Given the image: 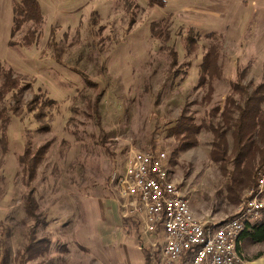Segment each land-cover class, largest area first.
Segmentation results:
<instances>
[{
	"label": "rangeland",
	"instance_id": "obj_1",
	"mask_svg": "<svg viewBox=\"0 0 264 264\" xmlns=\"http://www.w3.org/2000/svg\"><path fill=\"white\" fill-rule=\"evenodd\" d=\"M15 1L0 0V264H166L160 232L123 216L119 184L138 150L166 151L198 219L234 215L255 182L228 190L233 165L209 126L230 159L219 112L238 76L264 82V0H37L30 46L31 23L10 36ZM206 53L216 71L199 84ZM241 252L264 264V242Z\"/></svg>",
	"mask_w": 264,
	"mask_h": 264
},
{
	"label": "built area",
	"instance_id": "obj_2",
	"mask_svg": "<svg viewBox=\"0 0 264 264\" xmlns=\"http://www.w3.org/2000/svg\"><path fill=\"white\" fill-rule=\"evenodd\" d=\"M121 197L128 199L124 217L139 219L143 231L163 230L161 252L166 264H243L238 239L246 223L264 210V167L257 171L255 187L247 192L232 217L208 223L198 219L189 198L170 172L165 150L134 151L120 181Z\"/></svg>",
	"mask_w": 264,
	"mask_h": 264
},
{
	"label": "trees",
	"instance_id": "obj_3",
	"mask_svg": "<svg viewBox=\"0 0 264 264\" xmlns=\"http://www.w3.org/2000/svg\"><path fill=\"white\" fill-rule=\"evenodd\" d=\"M150 5L165 6V0H148ZM12 27L10 36L13 37L16 32L21 30L24 24L31 23L35 26L33 29L27 30L22 38L23 45L30 46L37 40V27L43 20L42 10L37 0H16L13 3L12 10ZM11 45L12 42L9 41ZM214 57L211 53H206L201 64V74L199 84L205 81L207 76L215 74L216 66L212 62ZM213 63V64H212ZM242 76H238L237 80L231 84L232 95H228L225 99L224 106L219 112V117L227 129H232L233 144L230 151V159L228 158L227 144L220 132L221 127L210 125L214 134L213 147L216 153L221 152L222 161H230L233 170L230 176V186L228 190L236 193L240 187L249 186L256 182L257 171L264 167V82L255 87L242 85ZM11 79L5 75V82ZM7 87H0V96L8 91ZM209 88V94L211 93ZM234 94V95H233ZM235 94L237 97H235ZM219 108H214L212 114L217 115ZM216 113V114H215ZM7 121V119H4ZM182 124V123H181ZM180 130L176 134H183V137L190 136V128L181 125ZM217 161L216 155L213 156ZM259 167L256 169V164ZM26 213L29 216L34 214V202L30 196L27 198ZM262 243L264 242V210L259 219L246 223L238 239V249L241 250L245 242Z\"/></svg>",
	"mask_w": 264,
	"mask_h": 264
},
{
	"label": "crops",
	"instance_id": "obj_4",
	"mask_svg": "<svg viewBox=\"0 0 264 264\" xmlns=\"http://www.w3.org/2000/svg\"><path fill=\"white\" fill-rule=\"evenodd\" d=\"M159 232H160V236H162L163 241H164L165 240V234H164L163 230H160ZM77 233H76V237H78L77 238V242L82 245V240L84 239V237H83V233L81 232V229H79L77 231ZM97 236L99 237V233L95 234L93 237H90L88 239L86 238V241L85 242H87V243H95V242H98L99 239H98ZM189 261H190V259H188L187 256H185L184 259H183V264H188Z\"/></svg>",
	"mask_w": 264,
	"mask_h": 264
}]
</instances>
